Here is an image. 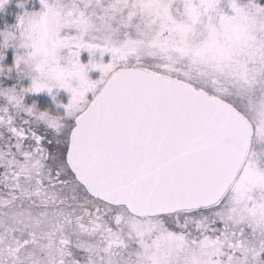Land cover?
<instances>
[{
    "label": "snow or ice",
    "instance_id": "1",
    "mask_svg": "<svg viewBox=\"0 0 264 264\" xmlns=\"http://www.w3.org/2000/svg\"><path fill=\"white\" fill-rule=\"evenodd\" d=\"M39 3L0 31V264H264V2Z\"/></svg>",
    "mask_w": 264,
    "mask_h": 264
},
{
    "label": "rangeland",
    "instance_id": "2",
    "mask_svg": "<svg viewBox=\"0 0 264 264\" xmlns=\"http://www.w3.org/2000/svg\"><path fill=\"white\" fill-rule=\"evenodd\" d=\"M21 0H8V3L6 4V6L4 7V9L2 11H0V18H4L5 16H14V20H13V24L6 26L4 25L2 27V29L0 31L5 30L6 27H11L13 25H15L16 23V17L18 15H22L25 11H29V12H33V11H40L41 10V5L39 3V0H23L24 6L23 8L18 7V3H20ZM9 7H13L12 9L15 11V13L10 14L9 12H7ZM2 39V38H0ZM13 53L14 50L9 47L6 50H4V55H5V60L4 61H0V67H5V66H9L12 63V58H13ZM81 60L82 62H86L87 61V53H82L81 55ZM91 78L95 79L98 77L99 73L97 72H93L89 74ZM12 79H4V76L2 74H0V81H2L4 86H11L12 84L16 83V79H15V73L12 74ZM29 84V80L28 79H21L19 81V85H23V86H27ZM18 85V87H19ZM37 98H42L45 99L46 103H42L40 105H37L39 108L41 109H45L47 108L48 110L52 111V112H56L57 109L55 107V105L52 103L51 98L46 94V93H41L39 95H28L25 96V102L26 103H32L31 99H37ZM67 94L64 93L62 90L59 92L58 96H57V100L62 102V103H67Z\"/></svg>",
    "mask_w": 264,
    "mask_h": 264
},
{
    "label": "trees",
    "instance_id": "3",
    "mask_svg": "<svg viewBox=\"0 0 264 264\" xmlns=\"http://www.w3.org/2000/svg\"><path fill=\"white\" fill-rule=\"evenodd\" d=\"M17 1V0H16ZM262 2H264V0H262ZM13 7H9L7 12H9L10 14L15 13V11L12 9ZM13 20H14V16H5L4 18H0V30L2 29V27L4 25L9 26L11 24H13ZM31 101H35L37 103V105H40L42 103H46L45 99L42 98H37V99H31Z\"/></svg>",
    "mask_w": 264,
    "mask_h": 264
}]
</instances>
